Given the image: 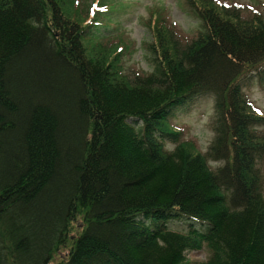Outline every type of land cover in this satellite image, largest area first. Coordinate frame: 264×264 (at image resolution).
<instances>
[{
	"label": "trees",
	"instance_id": "obj_1",
	"mask_svg": "<svg viewBox=\"0 0 264 264\" xmlns=\"http://www.w3.org/2000/svg\"><path fill=\"white\" fill-rule=\"evenodd\" d=\"M66 2L0 0V264H53L65 249L54 264H186L204 244L205 264H264V116L245 95L264 74V9L193 0L198 36L160 18L154 72L131 78L111 58L119 42L96 40L104 9L82 25ZM207 95L204 154L167 121ZM175 219L207 231L174 232Z\"/></svg>",
	"mask_w": 264,
	"mask_h": 264
},
{
	"label": "rangeland",
	"instance_id": "obj_2",
	"mask_svg": "<svg viewBox=\"0 0 264 264\" xmlns=\"http://www.w3.org/2000/svg\"><path fill=\"white\" fill-rule=\"evenodd\" d=\"M71 1L67 0L63 8L64 11L70 10ZM219 1L230 3L231 6L233 4L258 5L261 10L264 9L262 6L264 0ZM75 3L80 10L84 11L83 13L87 14L82 20V25H86L94 18L91 9L93 11L96 4L109 8V11L102 17L104 26L99 31L97 30L99 38L96 40L100 42L99 45L108 50H113L117 44L115 42H119L118 45L123 50L117 47L116 52H112L111 58L115 56V53L123 54L121 65L124 75H129L131 78L154 72L153 54L149 48L155 42L153 35L157 20L165 19L168 22L167 28L185 42L197 37L201 28V21L197 16L193 0H75ZM196 3L198 4V2ZM242 12L246 17L251 15L247 9H243ZM88 45H94V42L89 39ZM262 72L264 73V71ZM245 94L250 102L262 110L264 115V74L252 77L245 88ZM214 104L215 100L212 96H200L191 103L177 107L172 111L168 122L172 131L175 129L179 131V142H189L194 144L199 152L204 154L208 152L214 139L212 130ZM165 142L168 151L175 150L176 143L169 140ZM219 165L212 164L214 168ZM191 224L203 232L207 231L206 224L202 225L183 219H175L168 223L172 230L180 232H188ZM81 225L79 222V228L82 227ZM66 255H68V250L65 249L61 254H58L54 263L58 262L59 256L62 258ZM185 255L186 264H205L212 256V251L207 244H204L202 249L187 251Z\"/></svg>",
	"mask_w": 264,
	"mask_h": 264
}]
</instances>
